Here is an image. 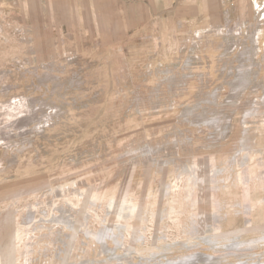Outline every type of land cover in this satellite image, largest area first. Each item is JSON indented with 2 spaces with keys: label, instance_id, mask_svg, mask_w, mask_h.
Instances as JSON below:
<instances>
[{
  "label": "rangeland",
  "instance_id": "374dc122",
  "mask_svg": "<svg viewBox=\"0 0 264 264\" xmlns=\"http://www.w3.org/2000/svg\"><path fill=\"white\" fill-rule=\"evenodd\" d=\"M125 1L0 0V264H264V0Z\"/></svg>",
  "mask_w": 264,
  "mask_h": 264
},
{
  "label": "crops",
  "instance_id": "0c3cea01",
  "mask_svg": "<svg viewBox=\"0 0 264 264\" xmlns=\"http://www.w3.org/2000/svg\"><path fill=\"white\" fill-rule=\"evenodd\" d=\"M221 1L223 2V0H217L218 3H222ZM251 1H253L255 3V5L258 7H260L262 5L260 0H251ZM124 4H125V7L127 5L128 11L130 9V12H131L132 6L143 8V5L145 6L147 3L145 2V0H126ZM130 12H127V13H129V14H127L128 17L131 16ZM143 15H144V13H143ZM139 19L142 20V13H140V17H136V20H139Z\"/></svg>",
  "mask_w": 264,
  "mask_h": 264
},
{
  "label": "bare ground",
  "instance_id": "6f19581e",
  "mask_svg": "<svg viewBox=\"0 0 264 264\" xmlns=\"http://www.w3.org/2000/svg\"><path fill=\"white\" fill-rule=\"evenodd\" d=\"M244 66V65H243ZM259 85V84H258ZM183 175V174H182ZM183 177H185V176H183ZM182 179V178H181ZM175 186H177V183H176V185ZM92 203V202H91ZM175 212V211H174ZM196 227V226H195ZM196 229V228H195ZM193 230H194V228H193ZM192 230V231H193ZM191 231V230H190ZM194 232V231H193ZM196 237V236H195ZM212 237V236H211ZM160 238V237H159ZM205 239H208V238H204V240ZM211 240V239H210ZM215 240H216V238H215ZM214 240V241H215ZM203 241V240H202ZM211 242H213V241H211ZM211 242H209V243H211ZM232 243V242H231ZM193 245V244H192ZM196 245V244H195ZM212 246V245H211ZM216 246V245H215ZM236 246V242L234 243H232V244H230V245H228V248H233V247H235ZM195 247V246H194ZM191 248V247H190ZM193 248V247H192ZM192 256V255H191ZM198 259H202V258H200V256L199 255H197L196 254V256H194V259H193V257H189L188 259H186L187 261H185V262H188L189 260H190V263H191V260L193 261L194 260V262L196 261V260H198ZM202 261H203V259H202ZM182 262V261H181ZM199 262V261H198ZM176 263V262H175ZM174 263V264H175ZM179 263V262H178ZM189 263V262H188ZM196 263V262H195ZM209 263V262H208ZM211 263V262H210ZM177 264V263H176ZM206 264H207V262H206ZM213 264V263H212Z\"/></svg>",
  "mask_w": 264,
  "mask_h": 264
}]
</instances>
